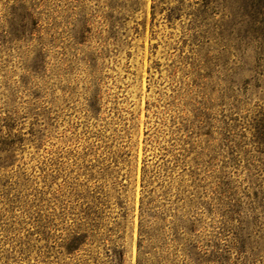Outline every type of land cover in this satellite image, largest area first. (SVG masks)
<instances>
[{
	"label": "rangeland",
	"instance_id": "obj_1",
	"mask_svg": "<svg viewBox=\"0 0 264 264\" xmlns=\"http://www.w3.org/2000/svg\"><path fill=\"white\" fill-rule=\"evenodd\" d=\"M213 6L0 0V264H264V75Z\"/></svg>",
	"mask_w": 264,
	"mask_h": 264
},
{
	"label": "trees",
	"instance_id": "obj_2",
	"mask_svg": "<svg viewBox=\"0 0 264 264\" xmlns=\"http://www.w3.org/2000/svg\"><path fill=\"white\" fill-rule=\"evenodd\" d=\"M223 12V25L230 29L256 52L259 74L264 75V0H201ZM226 19V20H225ZM264 77V76H263ZM144 233V231H141ZM142 235V234H141ZM143 234V236H145ZM141 264V263H139Z\"/></svg>",
	"mask_w": 264,
	"mask_h": 264
}]
</instances>
